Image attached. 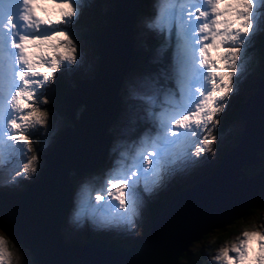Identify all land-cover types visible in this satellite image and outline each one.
Wrapping results in <instances>:
<instances>
[{
  "label": "snow or ice",
  "instance_id": "1",
  "mask_svg": "<svg viewBox=\"0 0 264 264\" xmlns=\"http://www.w3.org/2000/svg\"><path fill=\"white\" fill-rule=\"evenodd\" d=\"M158 2L163 7L149 27L163 38L159 53L172 49L171 62L154 87L142 80L129 92L144 97L139 103L151 125L99 189L85 184L77 196L75 217L100 227H134L146 194L212 152L218 139L212 133L246 71L249 47L264 32V0ZM86 6V0H0V183L37 171L39 156L28 158L31 139L49 122L42 107L49 83L61 68L83 60L72 26ZM242 237L215 260L264 264V231H243ZM12 258L9 239L0 233V264Z\"/></svg>",
  "mask_w": 264,
  "mask_h": 264
},
{
  "label": "water",
  "instance_id": "2",
  "mask_svg": "<svg viewBox=\"0 0 264 264\" xmlns=\"http://www.w3.org/2000/svg\"><path fill=\"white\" fill-rule=\"evenodd\" d=\"M138 1L108 0L114 6L104 11L94 74L77 78L63 94L69 122L56 132L51 147L38 150L44 164L37 178L0 184V227L31 251L35 264H176L191 239L264 199V165L251 176L241 169L264 159L257 152H264L263 70L253 92L235 105L243 120L237 142L208 175L169 195L146 237L130 247L107 243L96 232L83 244L62 237L61 226L68 225L75 202L70 172L76 176L99 163L108 141L107 126L121 103L120 79L134 60L130 26Z\"/></svg>",
  "mask_w": 264,
  "mask_h": 264
},
{
  "label": "rangeland",
  "instance_id": "3",
  "mask_svg": "<svg viewBox=\"0 0 264 264\" xmlns=\"http://www.w3.org/2000/svg\"><path fill=\"white\" fill-rule=\"evenodd\" d=\"M92 1L93 0H86L87 6L84 7L81 14H83L86 10L93 7L94 4L92 3ZM101 2H102L103 11L111 10L114 6V4L108 5V0H101ZM138 3H140V1H138ZM138 3H136V5L133 8L134 18L138 17V21L134 20V25L138 30L149 29L150 31L149 25H151L154 22L155 15L158 13L163 3L157 1L155 5V13H149L147 11V6H146V8L144 7L143 12H140L139 15H138V6H137ZM142 5L144 4L142 3ZM104 6L106 7V9H104ZM158 15L159 13L157 14L156 18L158 17ZM154 38H156L157 43L155 45H150L149 44L150 41L149 42L144 41V49H143L144 51H146L148 57H150L151 59V61L148 62L150 68H148L147 66L146 67L148 68V70H154V72L152 71L146 73L136 72V71H132L130 73L127 71L123 72L120 79V86L118 90V94L121 97V103L117 108V110L115 111V113L113 114L112 119L109 122V125L107 126L108 146L106 148V151L105 153L102 154L101 160L97 164L98 166L95 167L92 170V172L76 175V177L72 180L74 186L77 188L76 195L74 194V198H75L74 201L76 203H77V196L80 193L82 186L90 183L91 185L95 186L96 189H99L101 184H103L106 175L102 173V168H104L103 170H105L106 163L110 161H114L116 159L115 155L116 152L119 150V146L121 144L122 146L124 145L128 146L131 143L133 146L132 150L136 151L138 147L137 141L139 140L140 136H142L143 133L146 132L148 130V127L151 125V121L146 118L145 111L142 105L139 103V100L144 99V97H138L134 99L129 95V92L130 89H132L135 86V84L140 83L142 80L148 81L149 85L154 87L158 81L163 80L164 78L163 74L167 71V66L171 62L172 52L167 50L163 53H159L158 50L160 49L164 41L161 36ZM78 44L83 53V60L77 65H69L67 69L61 68V70L58 71L59 74L61 75V78L59 79V81L53 80L49 83L47 87L46 95H48V93L50 94L53 88L59 87L61 85L60 81H63L64 84L71 86L73 82L77 80V77H85L86 79H88L94 74L95 67L97 64V58H98V55L96 54V50L89 43L84 42L82 39L81 40L78 39ZM138 47H139L138 42L134 41L133 48L136 49ZM260 52H262V44L260 43L259 46H257V41L256 44L252 46V48L251 46L249 47L246 63L247 64H250L251 62L254 63V65H252L251 69L248 72L247 76L249 78H251L255 74V70L258 71L259 67L263 64V61L260 58L262 53ZM245 82L246 81L239 84L237 89L238 94L242 95L243 97L246 96L248 90V86H243ZM173 86H174V82H173ZM67 90L68 89H66V91ZM232 97L233 95L227 102V107L229 106ZM42 107L45 109V105H42ZM79 109L80 107H78L76 113L79 111ZM48 120L49 122L47 126L43 128H39V130L36 131V132H40L36 136L38 138L37 141L38 142L40 141L41 145H39L38 149H35V147L31 142L33 151L31 153H28V158H30L31 155L33 154L39 156V161L36 165L37 171L34 173L33 172L27 173L28 176L17 178L20 180L17 181L15 184L24 183L27 182L29 179L37 178V176L39 175V169L44 164V159L43 157L41 158V155L38 152V150L51 147L55 139L56 132L65 123V121H63L61 118L56 120V116L52 117L51 115H49ZM242 123L243 120L236 121L235 124H232L233 129L230 131V134L231 132L237 131L238 128H241L239 126ZM217 136H218V140L216 142L218 143L217 148H212L211 153H206L205 156L197 164L191 166L186 171L168 177L165 180L164 184L158 189L157 195L151 194V196H149L148 194H146L147 197H150L151 201H154L157 197L162 196L161 194L172 191V188L175 187V184L187 186L189 184L196 182L197 179H199L200 177L208 175L209 171L212 169L213 166H215L216 162L219 160L220 155L228 145V136L221 134H218ZM41 138L44 139V142H41L40 140ZM130 147L128 148V150H130ZM4 185H9V183L6 182V184ZM94 192L95 191L91 192V196L93 199L95 197ZM76 203L72 207V211L69 213L70 215L67 218L68 225L61 226L62 237L66 241H69L70 239H77L80 242H84L87 240L89 231L92 230L93 232L96 233H102L99 237L102 240L112 241V242H116L117 244L123 245L125 247H130L134 245L139 239H142L147 235L150 229V224L153 220L151 208H153L154 205L151 204L150 207L146 205L145 207H143L142 214L137 218L134 227L132 228L115 227L116 229L119 230V233L116 235V234H112L116 232L115 228L110 230L111 227L109 226V230H108V226L107 227L97 226V224L90 218L77 219L75 217ZM259 215L261 216V220L263 221L262 223L264 225V211H261ZM87 222H89L91 230L89 229V225H87ZM254 222L256 221L255 220L252 222L248 221L247 224L251 228L244 229L243 231H254V230L264 231V227L262 226L261 228L252 229V225H253L252 223ZM0 233L5 234L9 239V248L13 251L12 264H27V263L35 264L33 258L34 256L28 248L19 244L13 237H11L2 228H0ZM215 233L216 232H213L210 235V238H213ZM242 238L243 237L241 233V235H239L236 239H234L230 243L228 241L231 240L232 238L224 239L226 243H220L218 247H216L214 254H216V251H220L223 247L226 246L231 247L233 243H238L239 240ZM208 260H209V264H222V261L219 263L216 262L213 259V255H211V257Z\"/></svg>",
  "mask_w": 264,
  "mask_h": 264
},
{
  "label": "trees",
  "instance_id": "4",
  "mask_svg": "<svg viewBox=\"0 0 264 264\" xmlns=\"http://www.w3.org/2000/svg\"><path fill=\"white\" fill-rule=\"evenodd\" d=\"M139 1L140 3L137 4L138 15L140 12H143L144 7L146 8L147 6V10L150 9V4L152 0H139ZM92 3L94 5L92 8H90L91 10L88 9L83 14H81L79 17V20L72 27H73V30H75V34L79 40L82 39L84 42H87L91 46H94L96 44L97 38L101 30L103 29V26L105 23V14L103 12L101 0H93ZM142 3L144 5H142ZM134 20L138 21V17H136ZM130 33H131V27H130ZM259 36L260 35H258L256 39H257V46H259L260 43L262 44V52H260L262 53V55L260 58L262 59L263 64L261 65L260 72H263L264 70V39L261 36L260 37ZM145 42H149L150 45H155L157 43V40L153 36H148L146 37ZM148 60L149 59H148V55L146 51L141 50L140 52L138 51V53L136 54L135 64L145 65L148 68H150V65L147 63ZM60 78H61V75L59 74L56 80L59 81ZM60 83L61 85L59 87L53 88L50 94L48 93L47 97H48L49 102L48 104L45 105V109H47L48 112H50L49 115H51L52 117L56 116V120L61 118L63 121H65V124H66L69 122V120L66 118L64 114L63 94L66 92V89H69V85L64 84L63 81H60ZM238 86H239V83H237V87ZM243 86H248V90H247L248 92L251 88H253V84H249L248 82H245ZM244 99L245 97H243L242 95H236L230 102L228 113H223L220 115V125L218 126L217 130L214 133H216L217 135L221 134V135L228 136L227 147L237 142L240 128H238V130L235 132H231V134H230V131L233 129L232 124H235L236 121H241V119L238 117L237 112L235 110V105L243 101ZM78 107H81V105H78L76 107V110L78 109ZM76 110L74 111L76 112ZM242 126L243 125L240 124L239 127H242ZM38 133L40 132H37L32 136V144L35 147V149H38L39 145H41L40 141L39 142L37 141L38 138L36 135ZM40 140L41 142H44L43 138H41ZM261 151L262 150L257 149L258 155L261 157H264V152L263 151L261 152ZM263 165H264V159L261 161H257L254 164H245L241 167V169L244 170L247 176H251L259 168V166H263ZM73 173H74V170L70 172L71 180H73L76 177ZM183 186L184 185L175 184V187L172 188L171 192L164 193L162 196L157 197L154 201H151V204L155 206L160 204L158 208V210H160L161 206L164 204L165 200L169 197V195L175 191H178ZM245 208L246 209L243 213L230 219L224 224H221L216 227H210L207 231L203 232L200 236L194 239H191L189 243H187L184 246V248L181 249L180 253L176 256V260H175V262H177L176 264H209L208 259L214 253L216 247H218L220 243H226L224 239L232 238L231 240L228 241V242H231L232 240L236 239L239 235H241L244 229L251 228L247 224L248 221H251V222L254 220L256 221L252 223L253 224L252 229L261 228V226L263 225L262 223L263 221L261 220V216L259 215V213L261 211H264V199H262L261 202L252 203ZM157 212H154L153 210L152 217L154 219H155ZM213 232H216V233L214 234L213 238H210V235ZM75 240L76 242L79 241L77 239H70L69 241H75ZM34 263H35V258H34Z\"/></svg>",
  "mask_w": 264,
  "mask_h": 264
},
{
  "label": "clouds",
  "instance_id": "5",
  "mask_svg": "<svg viewBox=\"0 0 264 264\" xmlns=\"http://www.w3.org/2000/svg\"><path fill=\"white\" fill-rule=\"evenodd\" d=\"M144 49V47H140L139 49H138V51L140 52L141 50H143ZM138 51H137V53H138ZM136 53V54H137ZM148 59H149V57H148ZM148 62H150V60H148L147 61V63ZM255 62V61H254ZM134 64H135V62H134ZM252 65H254V63H250V64H247L246 63V71L239 77V79H238V83L240 84L241 82H242V80H244V81H246V82H248L249 84H253V88H251L250 90H249V92L246 94V96H245V98L248 96V94L252 91L253 92V90L255 89V82L261 77V75H262V73L263 72H260V70H261V66L259 67V69H258V71L257 70H255V74L251 77V78H249L247 75H248V72H249V70L251 69V67H252ZM134 71H136V72H144V73H146V72H150V71H152V70H148V68L145 66V65H136L135 64V67H134V69H133ZM255 75H256V77H255ZM239 81H241V82H239ZM255 81V82H254ZM237 89H238V87H237ZM236 95H239L238 94V91H236L234 94H233V97H232V99L236 96ZM232 101V100H231ZM230 101V102H231ZM229 105H230V103H229ZM228 111H229V106L227 107V108H225V110L223 111V113H228ZM222 113V114H223ZM221 115V114H220ZM241 129V128H240ZM213 134L214 135H216L217 136V134L216 133H214L213 132ZM218 137V136H217ZM218 140V139H217ZM217 142V141H216ZM216 142H214L213 143V145H212V147L213 148H217V146H218V144L216 143ZM217 144V145H216ZM228 147H226L225 148V150L227 149ZM224 150V151H225ZM223 151V152H224ZM222 152V153H223ZM114 164H111V165H108L107 166V169L109 168H111L112 166H113ZM108 169V170H109ZM5 184H6V182H5ZM13 184V183H12ZM183 188V187H182ZM181 189V188H180ZM157 192H158V190H156ZM157 192H155V194L157 193ZM171 192V191H170ZM154 193V192H153ZM161 195H163V194H161ZM149 196H151V195H149ZM149 199H150V197H149ZM145 202H146V200H145ZM165 203V202H164ZM147 205V204H146ZM150 205H151V201H150V203L148 204V206L150 207ZM164 205V204H163ZM163 205L161 206V208L163 207ZM154 207H155V205H154ZM153 207V208H154ZM161 210V209H160ZM160 210H158V212H157V214L160 212ZM152 216H153V214H152ZM152 219L154 220V218L152 217ZM152 220V221H153ZM152 223V222H151ZM151 227V226H150ZM146 237V236H145ZM233 241V240H232ZM230 243V242H229ZM215 252V251H214ZM214 254V253H213ZM212 254V255H213Z\"/></svg>",
  "mask_w": 264,
  "mask_h": 264
},
{
  "label": "flooded vegetation",
  "instance_id": "6",
  "mask_svg": "<svg viewBox=\"0 0 264 264\" xmlns=\"http://www.w3.org/2000/svg\"><path fill=\"white\" fill-rule=\"evenodd\" d=\"M261 37L264 39V32L260 33ZM258 36V35H257ZM257 38V37H256ZM255 38V41H254V44L252 46H254L256 44V41L257 39ZM251 46V48H252ZM160 204L156 205L154 208H152V213H153V210L154 212H157L158 208H159Z\"/></svg>",
  "mask_w": 264,
  "mask_h": 264
},
{
  "label": "bare ground",
  "instance_id": "7",
  "mask_svg": "<svg viewBox=\"0 0 264 264\" xmlns=\"http://www.w3.org/2000/svg\"><path fill=\"white\" fill-rule=\"evenodd\" d=\"M132 15H133V13H132ZM131 42H132V38H131ZM96 52H97V50H96ZM118 95V94H117ZM262 152V151H261ZM80 174V173H79ZM24 176H28V174H25ZM105 181H106V178L104 179V181H103V184L105 183ZM103 184H101V185H103ZM76 191H77V188H76V190H75V195H76ZM95 194H96V192H94ZM93 194V193H92ZM263 199V198H262ZM74 200H75V198H74ZM75 203L76 202H74V204L71 206V207H73L74 205H75ZM67 242H69V241H67Z\"/></svg>",
  "mask_w": 264,
  "mask_h": 264
}]
</instances>
